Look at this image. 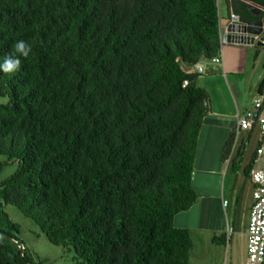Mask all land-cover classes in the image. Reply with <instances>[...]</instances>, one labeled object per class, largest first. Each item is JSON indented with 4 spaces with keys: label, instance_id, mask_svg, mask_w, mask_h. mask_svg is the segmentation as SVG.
<instances>
[{
    "label": "trees",
    "instance_id": "trees-1",
    "mask_svg": "<svg viewBox=\"0 0 264 264\" xmlns=\"http://www.w3.org/2000/svg\"><path fill=\"white\" fill-rule=\"evenodd\" d=\"M227 2L243 21L264 17ZM220 7L0 0V62L20 59L18 71H0V173L17 163L0 181V264H41L6 204L72 250L73 264H190V231L173 220L199 197L209 93L191 66L219 52ZM21 40L26 57L15 52Z\"/></svg>",
    "mask_w": 264,
    "mask_h": 264
},
{
    "label": "crops",
    "instance_id": "crops-1",
    "mask_svg": "<svg viewBox=\"0 0 264 264\" xmlns=\"http://www.w3.org/2000/svg\"><path fill=\"white\" fill-rule=\"evenodd\" d=\"M245 1L250 5L255 2L264 10V0ZM220 6L221 26L225 29L230 12L236 11L227 0H220ZM256 19L259 18L249 21ZM221 60V64L208 59L200 61L204 70L197 83L209 93V111L199 131L192 180L199 197L173 220L175 226L190 231L192 250L196 236L205 232L212 234L209 241L213 245L228 249L237 218L248 227L253 202V183L247 171L254 164L260 133L257 125L238 131L237 115L251 108L259 92L264 76V45L227 44L222 48ZM239 83H243L246 98L240 95ZM244 233L247 239V228Z\"/></svg>",
    "mask_w": 264,
    "mask_h": 264
},
{
    "label": "rangeland",
    "instance_id": "rangeland-1",
    "mask_svg": "<svg viewBox=\"0 0 264 264\" xmlns=\"http://www.w3.org/2000/svg\"><path fill=\"white\" fill-rule=\"evenodd\" d=\"M238 88L240 95L246 98V93L243 92V83H239ZM5 158L0 155V161ZM16 168L17 163L15 162L6 164L0 173V181L11 175ZM4 209L10 218L19 224V237L26 243L37 262L41 264L74 263V252L62 244L52 243L36 222L25 216L18 207L6 204ZM246 228L244 220L237 218L234 232L230 233L231 243L228 245V249L213 245L209 241V237L212 235L210 232L199 234L195 238V248L191 252L190 264H244L246 259V235L244 232H246Z\"/></svg>",
    "mask_w": 264,
    "mask_h": 264
},
{
    "label": "built area",
    "instance_id": "built-area-1",
    "mask_svg": "<svg viewBox=\"0 0 264 264\" xmlns=\"http://www.w3.org/2000/svg\"><path fill=\"white\" fill-rule=\"evenodd\" d=\"M263 29H264V17ZM230 23L242 22L240 14L231 11L229 16ZM227 28L220 26V48L217 55L211 57L210 61L221 64V52L223 46L227 44H240L228 38ZM192 70L202 73L204 68L197 62L191 66ZM187 84V80L184 81ZM264 93L258 92L252 100L251 108L237 115L238 131L241 129L249 130L254 125L258 126L260 133L259 144L255 149L254 164L250 170V179L253 183V202L250 210V217L247 227L246 239V259L244 264H264ZM227 204V200L224 201ZM20 248L24 245L19 243Z\"/></svg>",
    "mask_w": 264,
    "mask_h": 264
},
{
    "label": "water",
    "instance_id": "water-1",
    "mask_svg": "<svg viewBox=\"0 0 264 264\" xmlns=\"http://www.w3.org/2000/svg\"><path fill=\"white\" fill-rule=\"evenodd\" d=\"M263 7L255 2H251L250 10L260 15ZM229 31L228 38L231 41L243 43V44H257L259 46L264 45V29L262 18L254 21H243L240 23H230L227 26Z\"/></svg>",
    "mask_w": 264,
    "mask_h": 264
},
{
    "label": "clouds",
    "instance_id": "clouds-1",
    "mask_svg": "<svg viewBox=\"0 0 264 264\" xmlns=\"http://www.w3.org/2000/svg\"><path fill=\"white\" fill-rule=\"evenodd\" d=\"M29 47L26 45L24 41H19L15 45V52L19 53L22 56H27L29 54ZM20 68V59L16 58L14 55L7 56L0 62V71L5 73H13L18 71Z\"/></svg>",
    "mask_w": 264,
    "mask_h": 264
}]
</instances>
